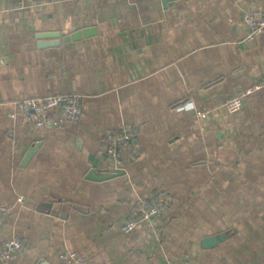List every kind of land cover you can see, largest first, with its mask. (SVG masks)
<instances>
[{"label": "crops", "instance_id": "1", "mask_svg": "<svg viewBox=\"0 0 264 264\" xmlns=\"http://www.w3.org/2000/svg\"><path fill=\"white\" fill-rule=\"evenodd\" d=\"M247 9L264 14V0H0V247L23 242L0 264H63V250L87 264H264V85L236 113L197 114L264 84ZM42 32L60 43L39 46ZM63 92L82 94L79 122L10 116L20 98ZM125 125L139 156L91 178L109 174L103 140ZM160 194L154 226L124 231L133 199Z\"/></svg>", "mask_w": 264, "mask_h": 264}, {"label": "built area", "instance_id": "2", "mask_svg": "<svg viewBox=\"0 0 264 264\" xmlns=\"http://www.w3.org/2000/svg\"><path fill=\"white\" fill-rule=\"evenodd\" d=\"M243 23L248 28L247 39L252 40L264 30V14L260 10L247 9L244 11ZM263 85V83L256 84L213 109L198 110L197 114L207 118L216 108L236 113L242 109L245 97ZM14 106L10 114L12 118H19L22 123L41 128L60 127L67 122H79L84 113L83 96L78 92L23 97L16 100ZM101 153L110 161L108 172L121 171L127 160H134L139 156L135 130L125 125L118 131L109 132L103 140ZM168 199L165 194H160L155 199L143 195L136 196L131 203L130 214L123 230L130 231L141 225L153 227L156 218L164 211ZM22 200L23 197L19 196L18 201ZM0 209L4 208L0 207ZM22 248L23 242L18 237L4 240L0 247V258L13 259ZM59 256L63 264H87L79 251L63 250ZM183 264L193 263L191 260H186Z\"/></svg>", "mask_w": 264, "mask_h": 264}, {"label": "water", "instance_id": "3", "mask_svg": "<svg viewBox=\"0 0 264 264\" xmlns=\"http://www.w3.org/2000/svg\"><path fill=\"white\" fill-rule=\"evenodd\" d=\"M166 1V0H164ZM96 33V28L95 27H89V28H84L82 30H77L75 32H73L70 35H67L65 37H63L64 41H69V40H78L81 39L83 36H89V35H93ZM60 36L59 32H42L38 35V37L41 39L39 46L41 47H45V46H51V45H56L58 43H60V40H58V37ZM54 39L52 41L50 40H46V39ZM38 146H33L31 147L23 160V163L26 164L31 157L33 156V154L36 152ZM124 172H109V174L105 173L104 175H100L99 177H95L92 174H90L91 178L93 179H105V178H111L114 176H117L118 174H121ZM227 233H221L215 236H208L205 238L204 240V246L206 247H212L214 245H216L218 242L222 241L225 237H226Z\"/></svg>", "mask_w": 264, "mask_h": 264}]
</instances>
